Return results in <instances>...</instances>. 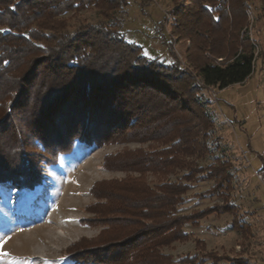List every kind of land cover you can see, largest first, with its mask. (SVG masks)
I'll return each mask as SVG.
<instances>
[{
    "label": "trees",
    "instance_id": "trees-1",
    "mask_svg": "<svg viewBox=\"0 0 264 264\" xmlns=\"http://www.w3.org/2000/svg\"><path fill=\"white\" fill-rule=\"evenodd\" d=\"M194 1L195 12L182 5L170 18H205L206 30L195 32L204 38L200 49L221 59L200 61L195 78L219 91L243 83L253 71V50L234 28L242 24L246 0ZM127 5L128 0H0V184L32 190L42 179L40 166L56 165L75 143L101 147L168 139L171 145L156 152L138 149L103 159L105 169L139 176L91 187V195L105 201L88 208L107 227L105 242L67 256L73 264H203L194 257L174 262L160 249L184 241L183 227L205 214L180 215L176 207L196 172L186 159L200 156L203 147L195 136L208 126V115L195 109V135L188 137L193 125L184 115L192 110L184 100L197 93L195 84L177 62L149 59L125 41L116 14ZM90 6L101 12L98 23L65 29L66 14ZM215 40H228L226 58ZM148 96L166 109H148ZM149 111L158 116H147ZM171 168L186 171L181 182L150 187L143 179L147 171L165 175Z\"/></svg>",
    "mask_w": 264,
    "mask_h": 264
},
{
    "label": "rangeland",
    "instance_id": "rangeland-1",
    "mask_svg": "<svg viewBox=\"0 0 264 264\" xmlns=\"http://www.w3.org/2000/svg\"><path fill=\"white\" fill-rule=\"evenodd\" d=\"M194 2L128 0L127 7L116 14L120 19L117 29L126 42L140 47L149 59L167 65L177 62L181 72L193 80L197 93L192 97L200 105H195L192 97L184 100L192 110L190 116L184 115L188 125H193L188 137L195 135V109H203L208 115V126L195 136L199 147H203L200 156L185 157L196 172L176 207L180 215L205 214L197 224L183 227L187 235L184 241L173 242L160 251L174 262L194 257L203 264H264V179L256 178L259 170L264 171V3L246 0L241 9L242 24L234 28L236 36L244 38L253 50L251 75L243 83L219 91L205 87L193 70L200 61H221L206 47L200 49L204 38L195 32L206 30V19L179 15L180 21L174 23L170 18L172 11L182 5L195 12ZM100 13L93 6L68 13L63 17V26L72 32L79 25L96 24ZM226 42L216 41L214 46L225 58ZM148 97V109H166L163 102ZM130 100L135 97L131 95ZM150 111L147 116H158ZM170 145L168 139L101 147L75 143L69 154L58 157L56 165L40 166L42 179L32 190L0 184V264H73L69 253L104 243L107 227L101 216L88 208L105 201L94 198L91 187L139 174L105 169L103 159L138 149L152 153ZM185 174V170L171 168L165 175L147 171L143 179L154 187L181 182ZM76 244L79 246L74 247Z\"/></svg>",
    "mask_w": 264,
    "mask_h": 264
},
{
    "label": "built area",
    "instance_id": "built-area-1",
    "mask_svg": "<svg viewBox=\"0 0 264 264\" xmlns=\"http://www.w3.org/2000/svg\"><path fill=\"white\" fill-rule=\"evenodd\" d=\"M256 178L258 180H262L264 179V171L263 170H259L257 173H256Z\"/></svg>",
    "mask_w": 264,
    "mask_h": 264
},
{
    "label": "snow or ice",
    "instance_id": "snow-or-ice-1",
    "mask_svg": "<svg viewBox=\"0 0 264 264\" xmlns=\"http://www.w3.org/2000/svg\"><path fill=\"white\" fill-rule=\"evenodd\" d=\"M0 31H4V30H0Z\"/></svg>",
    "mask_w": 264,
    "mask_h": 264
}]
</instances>
